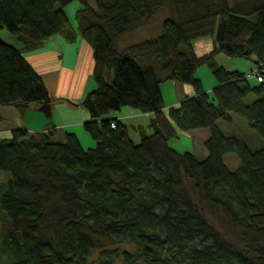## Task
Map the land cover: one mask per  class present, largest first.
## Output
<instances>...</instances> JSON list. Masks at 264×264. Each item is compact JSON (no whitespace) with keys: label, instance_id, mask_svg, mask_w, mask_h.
I'll return each instance as SVG.
<instances>
[{"label":"trees","instance_id":"trees-1","mask_svg":"<svg viewBox=\"0 0 264 264\" xmlns=\"http://www.w3.org/2000/svg\"><path fill=\"white\" fill-rule=\"evenodd\" d=\"M73 1L0 0V30L20 42L0 35V104H36L52 116L54 98L24 51L56 34L89 43L97 83L81 102L95 147L69 131L57 139L17 128L0 139L7 264H264V143L221 127L239 115L264 139V0H79L75 24L65 10ZM162 9L161 28L125 42ZM204 37L214 46L199 55L194 42ZM218 52L253 58L262 80L249 77L252 68H225ZM203 64L218 81L211 92L196 77ZM168 79L196 93L165 111ZM125 106L154 114L138 141L109 116ZM200 128L210 129L205 158L169 144Z\"/></svg>","mask_w":264,"mask_h":264},{"label":"crops","instance_id":"crops-1","mask_svg":"<svg viewBox=\"0 0 264 264\" xmlns=\"http://www.w3.org/2000/svg\"><path fill=\"white\" fill-rule=\"evenodd\" d=\"M0 35L6 41L20 47L17 38L8 36L3 30L0 31ZM210 39L214 46L213 39ZM24 55L43 76L49 92L54 98L52 116L50 118L46 117L36 104L29 105L26 110L13 105L0 104V139L10 137L12 131L17 128H25L30 132L49 130L53 132L54 137L57 139H63V134L69 131L76 133L84 146H95V139L84 127V122L90 119V111L81 103L87 93L97 87L93 77V49L89 43L82 37L74 42H68L63 35L56 34L46 39L37 48L25 50ZM227 68H237L242 72H248V67L247 69H240L235 63ZM164 84H168L172 89L168 91L171 94L170 99L166 97L163 89ZM209 84L207 88L205 86L204 88L206 91L211 92L218 81L215 78ZM161 86L166 104L165 111L168 107L179 103L185 96L196 93L192 85L179 83L173 79L163 81ZM153 115V113H143L130 107L122 108L109 116L127 122L131 126L132 133L139 138L137 127H144L150 132L151 128L148 127V124ZM240 119L237 115H233L230 121L222 120L221 127L223 130H227L229 134L243 138L248 144L253 146L262 145L264 143L262 138L256 136L248 124H244L243 120ZM239 123L241 128L235 130L232 125H238ZM180 134L192 139L188 151L194 152L199 158H205L208 155L204 141L210 135L209 128L180 132ZM177 137L170 139L169 144L179 151L177 149L179 148L178 145L174 142Z\"/></svg>","mask_w":264,"mask_h":264},{"label":"rangeland","instance_id":"rangeland-1","mask_svg":"<svg viewBox=\"0 0 264 264\" xmlns=\"http://www.w3.org/2000/svg\"><path fill=\"white\" fill-rule=\"evenodd\" d=\"M81 6H82L81 1L76 0V1H73L72 3H70L65 8L69 18L71 19V21L74 24L76 23V19H75L76 10L79 9ZM167 16H169V11L167 9L160 10L156 14L155 18L148 25H146L142 28H139V29H134L132 32H130L125 37V42H127V43H131L134 41L136 42V41H139V40H142L144 38L149 37L151 34L155 33L159 28H161V26L159 27V25H161L160 22ZM2 30L4 32H6V34H8V36L15 37V35H12L6 28H4ZM2 30H0V31H2ZM15 38H17V37H15ZM210 38H212V37H209V38L204 37V38H200L194 42V48H195L196 52L199 53V55L208 53L213 49L212 41ZM216 61L219 64L223 65L225 68L232 65V63H235V65L240 67V69H242V68L247 69V67H248V71L250 69V66L251 65L253 66V64H254L253 58L231 57V56L224 54L223 52H218L216 54ZM227 69H231V68H227ZM235 69L239 70L237 68H235ZM239 71H241V70H239ZM196 77H198L202 80L203 85L206 88L210 85L209 84L210 81H212L213 79L216 78L215 75L213 74L211 68L207 64H203V65L198 67V69L196 71ZM251 81L255 82V79H251ZM163 89H164V92L166 93V97L168 99H170L171 94L168 91L172 90L171 87L168 84H164ZM124 108H130V106H125ZM115 112H117V111H112L111 114H113ZM237 116H238V118H241L240 120H243L242 122H244V124H247L246 119H244L243 117H241L239 115H237ZM232 126L235 130H238L241 128L240 123L238 125H232ZM254 134L256 136H259L255 132H254ZM132 136H133V138H135L136 141L139 140V138H137L136 134L132 133ZM262 140L264 142L263 138H262ZM174 142H176V145H178L179 148H177V149H179V152H184V151H188L187 149H190L189 146L192 143V139L180 134L179 138L177 137V139H175ZM93 147H95V146H93ZM85 148L88 149L90 147L85 146ZM9 176H10V174L7 172L0 173V198H1V193L3 191V188H2L3 185H1V182L4 180H7L9 178ZM205 213L208 216V218L210 219V221L215 226L220 227V222L213 213H211L208 210H205ZM225 235H229L231 237V235L229 233H227ZM2 238H3V231L0 229V245H1ZM231 238H233V237H231ZM233 240H235V239L233 238ZM121 246H123L124 248H131V246L129 244H123ZM10 259L11 258H9L6 254L2 253L0 250V264H7L10 261Z\"/></svg>","mask_w":264,"mask_h":264},{"label":"built area","instance_id":"built-area-1","mask_svg":"<svg viewBox=\"0 0 264 264\" xmlns=\"http://www.w3.org/2000/svg\"><path fill=\"white\" fill-rule=\"evenodd\" d=\"M249 77H256L259 81L262 80V69L257 66L253 67L249 73Z\"/></svg>","mask_w":264,"mask_h":264}]
</instances>
